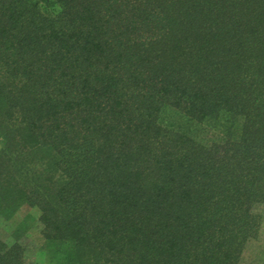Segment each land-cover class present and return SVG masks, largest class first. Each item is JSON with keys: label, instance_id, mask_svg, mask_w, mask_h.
<instances>
[{"label": "trees", "instance_id": "trees-1", "mask_svg": "<svg viewBox=\"0 0 264 264\" xmlns=\"http://www.w3.org/2000/svg\"><path fill=\"white\" fill-rule=\"evenodd\" d=\"M0 219L56 264H241L264 205V0H0ZM23 221L0 264H26Z\"/></svg>", "mask_w": 264, "mask_h": 264}, {"label": "rangeland", "instance_id": "rangeland-1", "mask_svg": "<svg viewBox=\"0 0 264 264\" xmlns=\"http://www.w3.org/2000/svg\"><path fill=\"white\" fill-rule=\"evenodd\" d=\"M2 146L3 143L0 141V149ZM255 212L262 217V228L259 237L247 244L241 264H264V205L257 206ZM39 216V209L28 205L22 206L10 220L0 219V238L6 241L12 240L15 229L26 221L28 230L22 239L27 249L26 264H56L42 248L44 240L41 235Z\"/></svg>", "mask_w": 264, "mask_h": 264}]
</instances>
